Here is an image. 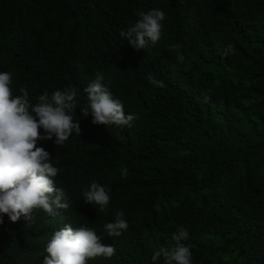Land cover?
I'll return each instance as SVG.
<instances>
[{
    "label": "trees",
    "instance_id": "trees-1",
    "mask_svg": "<svg viewBox=\"0 0 264 264\" xmlns=\"http://www.w3.org/2000/svg\"><path fill=\"white\" fill-rule=\"evenodd\" d=\"M151 9L166 13L161 39L135 50L119 33ZM176 43L182 62L169 48ZM5 71L14 95L25 87L35 103L45 90L76 86L81 105L99 72L125 114L139 118L132 127L93 125L78 107L80 136L63 146L38 141L70 207L37 210L29 222L3 215L0 264H43L64 225L92 228L115 247L87 264H165L151 257L174 244L178 225L192 264H264V0H0ZM92 181L110 195L103 212L83 201ZM116 210L128 229L110 238L103 225Z\"/></svg>",
    "mask_w": 264,
    "mask_h": 264
},
{
    "label": "clouds",
    "instance_id": "clouds-1",
    "mask_svg": "<svg viewBox=\"0 0 264 264\" xmlns=\"http://www.w3.org/2000/svg\"><path fill=\"white\" fill-rule=\"evenodd\" d=\"M135 15L138 19L126 30L122 29L120 37L135 50L154 46L161 39L166 13L151 9L138 10ZM169 48L178 61L184 60L181 44H172ZM233 51L234 47L229 43L223 54L228 56ZM147 80L154 87H166L152 74ZM103 81L104 76L98 72L83 89L87 96L85 105L77 100L76 86L51 93L45 90L33 103L25 87L14 95L12 74L0 72V224L3 223V215L12 223L21 218L29 222L37 210L55 216L59 214L58 210L70 207L65 190L55 184L60 169L53 165L51 154L38 147L37 143L55 137V145L63 146L74 132L80 136V121L74 119L78 107L82 117L91 116L93 125L132 127V122L139 118L136 114H125L123 102L113 97ZM127 174V167H123L121 176L126 177ZM81 195L85 204L97 205L101 212L110 203L105 186L96 181L90 182ZM103 229L110 238L120 237L128 229L124 212L116 210L114 219L105 223ZM188 236L187 229L178 225L172 235L174 244L161 246L151 260L155 262L163 256L165 264H192V253L183 243ZM101 239L92 228L64 225L48 240L43 264H87L97 257L111 258L116 252L115 247L101 243Z\"/></svg>",
    "mask_w": 264,
    "mask_h": 264
}]
</instances>
